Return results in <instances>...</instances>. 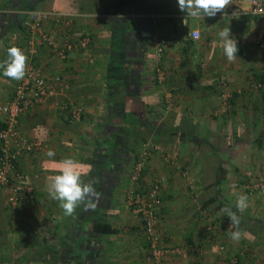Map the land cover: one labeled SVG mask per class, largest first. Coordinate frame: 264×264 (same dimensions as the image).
Wrapping results in <instances>:
<instances>
[{
    "label": "crops",
    "instance_id": "crops-1",
    "mask_svg": "<svg viewBox=\"0 0 264 264\" xmlns=\"http://www.w3.org/2000/svg\"><path fill=\"white\" fill-rule=\"evenodd\" d=\"M231 5L183 26L178 0H0V63L16 45L30 60L25 19L33 9L77 12V30L92 36L88 48L65 59L46 46L35 58L46 75L65 76L68 87L19 118L22 133L43 146L20 161L35 184L33 200L13 207L8 188L0 189V264H155L140 214L126 202L143 141L153 147L146 179H163L160 233L181 249L164 264H230L234 257L264 264V185H251L264 179V92L254 87L264 50L252 46L264 35V20L230 18ZM224 27L238 41L234 61L218 36ZM189 28L200 38L191 39ZM158 34L169 38L163 84L152 49ZM14 87L0 68V105ZM66 158L79 162L97 194L72 215L47 191ZM242 194L249 199L240 212ZM226 207L240 217L239 242L231 239ZM103 222L115 232L98 233Z\"/></svg>",
    "mask_w": 264,
    "mask_h": 264
},
{
    "label": "built area",
    "instance_id": "built-area-1",
    "mask_svg": "<svg viewBox=\"0 0 264 264\" xmlns=\"http://www.w3.org/2000/svg\"><path fill=\"white\" fill-rule=\"evenodd\" d=\"M230 18L243 16H257L264 20V0H233L227 11ZM81 14L73 11H52L33 9L26 14L25 25L29 31L28 51L31 58L28 61L26 75L21 80H15L12 96L0 105L2 119L0 123V189L8 188L9 204L13 207L23 202L34 199L35 184L21 167V159L27 154L39 150L43 141L28 138L19 127V118L28 110L39 106L47 97L65 91L68 87L63 75L49 76L44 73L41 65L35 58L42 47L50 48L61 59L68 57L75 48L86 49L92 42L91 34L85 29L78 31L77 22ZM183 26H188L182 22ZM189 37L197 40L201 36L199 29H188ZM169 38L158 34L153 38L152 49L156 57V79L163 84L167 78L166 68L161 65ZM20 48L19 45H16ZM260 49L264 50V35L258 41ZM254 87L264 90V80L255 79ZM76 119L81 118V109L73 111ZM152 146L143 141L140 150L136 153L129 179L132 188L126 197L128 206L135 208L140 214L142 231L149 245L150 258L155 264H164L165 259L171 254L181 251L179 247L167 244L160 233L158 222L162 210V184L160 176L146 179L145 172L152 156ZM38 177V174L34 175ZM260 188L264 179L258 178L251 184ZM223 248V247H222ZM230 264H240L234 257Z\"/></svg>",
    "mask_w": 264,
    "mask_h": 264
},
{
    "label": "clouds",
    "instance_id": "clouds-1",
    "mask_svg": "<svg viewBox=\"0 0 264 264\" xmlns=\"http://www.w3.org/2000/svg\"><path fill=\"white\" fill-rule=\"evenodd\" d=\"M232 0H178L179 10L186 15L182 18L184 24H188V18H199L204 16L214 17L217 13L224 11ZM218 36L221 41L224 54L229 61H234L239 51L238 41L232 39L230 27H224ZM8 58L0 63L5 77L21 80L25 77L28 69V57L18 46H11L7 49ZM48 157L55 156L52 150L46 154ZM87 173L80 166L79 162L66 158L61 162L59 174L55 175L48 184V194L51 199L60 202V207L64 210L65 215H72L76 208L86 201L89 203L97 195L95 188L91 183H85L83 177ZM247 195H240L236 201V207L243 212L248 207ZM230 218L229 228H234L231 232V239L239 242L242 232L239 228L240 217L230 208L221 210Z\"/></svg>",
    "mask_w": 264,
    "mask_h": 264
},
{
    "label": "trees",
    "instance_id": "trees-1",
    "mask_svg": "<svg viewBox=\"0 0 264 264\" xmlns=\"http://www.w3.org/2000/svg\"><path fill=\"white\" fill-rule=\"evenodd\" d=\"M256 79L257 80H264V71L259 73L257 76H256ZM262 92H264V90H261ZM1 123H0V127H1ZM95 230L98 232V233H103V234H109V233H113L115 232V228L112 227L111 224L107 223V222H103V223H97L95 225Z\"/></svg>",
    "mask_w": 264,
    "mask_h": 264
},
{
    "label": "rangeland",
    "instance_id": "rangeland-1",
    "mask_svg": "<svg viewBox=\"0 0 264 264\" xmlns=\"http://www.w3.org/2000/svg\"><path fill=\"white\" fill-rule=\"evenodd\" d=\"M259 29H262V28L260 27ZM257 34H258V33H257ZM252 46H253V47L255 46V47L259 48V47H258V44H257V42H256V38H255V41L252 42ZM257 48H256V49H257ZM258 58H259V57H258Z\"/></svg>",
    "mask_w": 264,
    "mask_h": 264
}]
</instances>
